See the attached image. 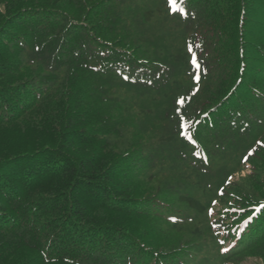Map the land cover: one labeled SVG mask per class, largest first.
I'll list each match as a JSON object with an SVG mask.
<instances>
[{"label": "trees", "instance_id": "obj_1", "mask_svg": "<svg viewBox=\"0 0 264 264\" xmlns=\"http://www.w3.org/2000/svg\"><path fill=\"white\" fill-rule=\"evenodd\" d=\"M250 259L264 0H0V264Z\"/></svg>", "mask_w": 264, "mask_h": 264}, {"label": "rangeland", "instance_id": "obj_2", "mask_svg": "<svg viewBox=\"0 0 264 264\" xmlns=\"http://www.w3.org/2000/svg\"><path fill=\"white\" fill-rule=\"evenodd\" d=\"M246 173H249V166H246V169L243 171V174H246ZM243 264H258V262L250 259V260L244 262Z\"/></svg>", "mask_w": 264, "mask_h": 264}, {"label": "snow or ice", "instance_id": "obj_3", "mask_svg": "<svg viewBox=\"0 0 264 264\" xmlns=\"http://www.w3.org/2000/svg\"><path fill=\"white\" fill-rule=\"evenodd\" d=\"M170 2L174 3V0H170ZM127 78V77H125ZM222 251H227V249H222Z\"/></svg>", "mask_w": 264, "mask_h": 264}]
</instances>
